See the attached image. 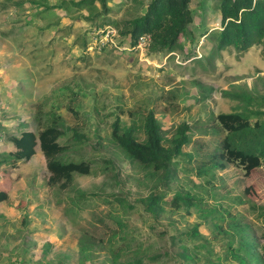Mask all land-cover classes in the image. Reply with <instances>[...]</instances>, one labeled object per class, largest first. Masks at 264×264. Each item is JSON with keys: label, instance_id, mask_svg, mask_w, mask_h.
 Masks as SVG:
<instances>
[{"label": "rangeland", "instance_id": "374dc122", "mask_svg": "<svg viewBox=\"0 0 264 264\" xmlns=\"http://www.w3.org/2000/svg\"><path fill=\"white\" fill-rule=\"evenodd\" d=\"M21 1L13 5L0 0V153L13 150L9 136L36 131L38 118L52 108L83 137L78 147L70 133L62 135L59 142L68 141L70 146L61 159L89 160L90 173H74L66 190L47 187L44 158L37 145L28 160L0 169L4 174L0 190L8 194L0 202V264L5 262L9 245L31 243L29 264H38L34 260L42 256L43 242L52 243L43 261L73 264L75 238L84 230L98 242L96 247L101 250L96 251L94 262L101 264L106 238L118 228V218L125 226L141 225L140 218L145 217L137 197L149 192L147 181L142 169L125 158L109 134L116 118L119 125L137 127L148 110L165 135L181 121L191 126V142L182 148L190 158L174 161L175 176L160 203L159 229L165 227L171 234L175 228L186 230L198 223V231L208 237V248L222 254L226 236L215 233L213 222L224 228L216 218L226 210L248 222L258 235L257 218L264 208V162L244 173L234 164L210 168L200 158L194 159L199 152L196 141L206 139L201 126L235 106L221 91L237 83L260 88L254 77L264 75V59L256 45L243 52L232 45L217 48L214 32L220 24L214 0H190L193 22L188 34L178 39L171 52L145 59L127 48L96 51L87 40L82 49L83 33L89 27V21L81 17L87 13L85 8L67 14V9L58 6L61 0H46L50 9L40 12L42 6ZM124 2L108 0L110 12L96 21L144 11L136 2L130 5V0L128 6ZM136 136L141 138L138 130ZM175 189L196 196V206L169 203ZM21 216H26L25 227L20 225ZM147 223L142 224L145 229Z\"/></svg>", "mask_w": 264, "mask_h": 264}, {"label": "trees", "instance_id": "16d2710c", "mask_svg": "<svg viewBox=\"0 0 264 264\" xmlns=\"http://www.w3.org/2000/svg\"><path fill=\"white\" fill-rule=\"evenodd\" d=\"M5 1L13 5L22 3L21 0ZM107 1L61 0L58 6L67 9V14L85 8L87 13L81 14L84 20L89 21L85 33L92 27L111 23L120 42L126 38L130 46L140 35L147 34L150 38L147 47L149 56L174 50L178 46V39L188 34L192 27L193 16L188 6L190 0H131V4L130 0H125L123 5H135L136 2L144 11L135 15L128 13L116 20L103 17L97 22L100 15L110 12ZM29 2L36 7L42 6L40 12L50 9L46 0ZM214 4L219 12L220 24L218 32H214L217 48L232 45L243 52L250 45H256L264 59V0H214ZM85 33L82 49L86 43ZM254 78L260 88L253 84L248 86L246 83H237L221 91L224 97L235 101V106L229 112L213 115L210 123L205 122L201 126L203 138L206 139L196 141L195 147L199 152L198 157H194L200 158L201 164L210 168L234 164L247 173L264 162V75H256ZM67 109L71 111L70 107ZM41 117V120H37L36 131L23 130L18 135L8 137L13 150L0 153V169L28 160L37 145L47 172L44 184L49 188L66 190L72 185L74 173H90V161L82 157L76 162L63 161L61 155L70 145L68 141L60 143L59 138L70 133L72 142L79 147L83 137L74 127L65 124L60 114L52 108H48ZM190 128V124L181 121L165 135L150 110L142 116L137 127L133 123L119 125L117 118L111 123V142L125 158L142 169L149 192L137 197L145 217L140 218V226H125L121 218L116 220L118 228L111 230L106 238V253L101 264H264V208L260 209L257 218L258 235L248 222L238 220L226 210L217 211L219 215L216 219L226 225L223 228L221 223L213 222L215 233L222 232L226 236L222 254H215L208 248V237L198 231V223H193L186 230L175 228L171 234H167L165 227L159 229V225H162L159 223L162 210L160 203L169 194L167 191L171 188L176 170L174 161L179 157L190 158L182 150L183 146L191 142ZM137 130L141 138L136 136ZM3 175L0 172V178ZM170 193L169 203L179 202L185 208L196 206V196L188 191L175 189ZM7 195L0 190V202ZM114 199L120 201L118 197ZM24 217L20 218L22 227L27 225ZM146 223L147 229L142 225L146 226ZM22 238H26V234ZM75 240L76 257L73 264H96L95 253L101 250L96 247L98 242L85 230ZM31 245H9L3 264H29L32 258L29 249ZM51 245L50 242H43L40 247L42 256L38 254L39 258L36 257L34 261L38 264H63L57 260L54 263L43 261V254L49 251Z\"/></svg>", "mask_w": 264, "mask_h": 264}, {"label": "built area", "instance_id": "2783aa9c", "mask_svg": "<svg viewBox=\"0 0 264 264\" xmlns=\"http://www.w3.org/2000/svg\"><path fill=\"white\" fill-rule=\"evenodd\" d=\"M110 26H102V27H92L86 32V40L89 43V46L96 51L101 50L105 47H113V48H127L128 50H133L139 55H143L145 57H149L148 55V44H149V36L147 34H142L138 37L136 42L133 45H128L127 42L121 43L118 39V35L114 28H109ZM121 43V44H118ZM144 53V54H142Z\"/></svg>", "mask_w": 264, "mask_h": 264}]
</instances>
